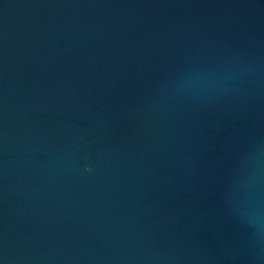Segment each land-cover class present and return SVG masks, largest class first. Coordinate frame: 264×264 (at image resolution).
<instances>
[{
  "label": "water",
  "instance_id": "water-1",
  "mask_svg": "<svg viewBox=\"0 0 264 264\" xmlns=\"http://www.w3.org/2000/svg\"><path fill=\"white\" fill-rule=\"evenodd\" d=\"M0 264H264V0H0Z\"/></svg>",
  "mask_w": 264,
  "mask_h": 264
}]
</instances>
